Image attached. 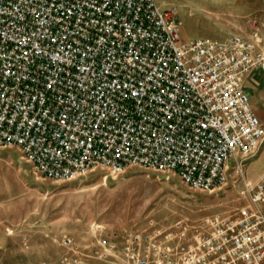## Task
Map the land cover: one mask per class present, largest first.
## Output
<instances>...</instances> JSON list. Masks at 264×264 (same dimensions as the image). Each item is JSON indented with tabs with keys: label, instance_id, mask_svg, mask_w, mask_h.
<instances>
[{
	"label": "built area",
	"instance_id": "1",
	"mask_svg": "<svg viewBox=\"0 0 264 264\" xmlns=\"http://www.w3.org/2000/svg\"><path fill=\"white\" fill-rule=\"evenodd\" d=\"M159 2L0 0V147L54 181L137 165L196 190L243 184L249 205L209 219L181 255L159 233H126L122 264H264V175L243 171L264 144L244 82L264 56L238 36L184 39ZM90 230L98 259L118 252ZM63 245L64 264H85Z\"/></svg>",
	"mask_w": 264,
	"mask_h": 264
},
{
	"label": "rangeland",
	"instance_id": "2",
	"mask_svg": "<svg viewBox=\"0 0 264 264\" xmlns=\"http://www.w3.org/2000/svg\"><path fill=\"white\" fill-rule=\"evenodd\" d=\"M159 4L173 13L186 40L197 39L200 30L219 29V23L205 22L200 0H160ZM259 14L264 17V9ZM263 21L233 26L238 27V37L255 44L264 56ZM255 73L245 88L253 110L264 111V70ZM259 153L246 163V178L247 169L259 171L264 164L263 146ZM243 186L230 181L211 191L196 190L173 172L137 165L117 174L97 166L75 180L54 181L36 176L17 147H0V264H64L70 257L63 245L68 238L78 244L85 264H122L125 234L134 232L161 234L162 242L179 256L192 245L197 231L207 230L209 219L236 215L249 205ZM92 223L101 224L103 234L115 239L118 252L97 258ZM197 225L203 226L193 228Z\"/></svg>",
	"mask_w": 264,
	"mask_h": 264
},
{
	"label": "crops",
	"instance_id": "3",
	"mask_svg": "<svg viewBox=\"0 0 264 264\" xmlns=\"http://www.w3.org/2000/svg\"><path fill=\"white\" fill-rule=\"evenodd\" d=\"M205 6L202 7V13L205 14V22L209 23H219L220 26H217L219 29L214 31H198L200 34L196 38H211L216 40H226L231 36H237L239 33L238 27L233 25H245L248 23H262L261 10L264 9V0H200ZM162 9H166L165 6L160 4ZM259 14V15H258ZM215 18V20H209ZM214 23V24H215ZM264 23V21H263ZM189 39H193L189 37ZM257 73L253 72L248 77L245 78L244 82L248 78L251 80L255 79ZM256 81V80H255ZM254 112L261 119L264 124V111L254 107ZM264 147V144L262 145ZM262 152V147L260 153ZM259 153V155H260ZM258 155V156H259ZM254 160V159H253ZM264 175V164L256 171L252 168L247 169V178L251 181L256 182ZM201 227V226H195ZM188 230V229H185ZM183 234L186 236V232Z\"/></svg>",
	"mask_w": 264,
	"mask_h": 264
},
{
	"label": "bare ground",
	"instance_id": "4",
	"mask_svg": "<svg viewBox=\"0 0 264 264\" xmlns=\"http://www.w3.org/2000/svg\"><path fill=\"white\" fill-rule=\"evenodd\" d=\"M201 226H203V225H201ZM200 231H206V230H200Z\"/></svg>",
	"mask_w": 264,
	"mask_h": 264
}]
</instances>
